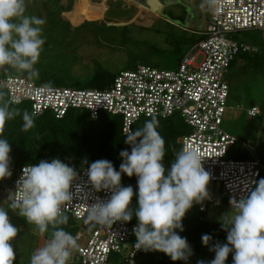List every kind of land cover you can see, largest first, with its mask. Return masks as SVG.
I'll list each match as a JSON object with an SVG mask.
<instances>
[{"label":"clouds","instance_id":"clouds-1","mask_svg":"<svg viewBox=\"0 0 264 264\" xmlns=\"http://www.w3.org/2000/svg\"><path fill=\"white\" fill-rule=\"evenodd\" d=\"M215 9L216 0H206ZM46 21L27 14L26 0H0V69L11 68L38 78L35 65L45 45L42 26ZM20 115L3 100L0 92V181L12 175L11 146L5 137V125ZM35 113L24 111L22 131L35 127ZM159 121H145L142 127L129 130L125 143L131 151L120 152L122 163L116 170L113 163L100 159L87 166V183L99 197L86 205L84 223L111 227L117 222L128 223L135 215L138 221L133 229L135 249L160 252L174 262L187 261L192 255L183 231L182 220L194 204L209 199L210 174L202 166L200 154L192 148H182L165 167V140L158 132ZM122 175L137 178L136 191L131 185L122 186ZM78 171L60 159L41 160L29 165L17 182V188L8 195L7 209L0 205V264H14L16 252L12 242L19 229L9 219V210L44 234L55 226L44 246L30 257V264H69L72 253L78 249L77 237L59 225L67 224L64 206L83 192L77 183ZM137 207H130L133 197ZM231 211L221 217L222 229L227 232L226 243H217L215 256L208 264H226L232 254V264H264V178L244 198L230 201ZM207 246L211 237L202 235ZM198 264H205L198 261Z\"/></svg>","mask_w":264,"mask_h":264},{"label":"built area","instance_id":"built-area-1","mask_svg":"<svg viewBox=\"0 0 264 264\" xmlns=\"http://www.w3.org/2000/svg\"><path fill=\"white\" fill-rule=\"evenodd\" d=\"M253 30L264 32V0H216L208 28L201 34L203 39L182 58L176 70L139 66L120 72L105 90L40 86L24 77L1 79L0 88L7 92L12 105L31 103L38 116L51 112L61 119L71 110L88 112L94 122L102 113L119 116L125 137L140 120L179 115L191 128L182 139L181 149H195L211 176L210 182L221 187V198L212 205L231 208V200L244 198L264 178V163L249 149L245 151L247 159L231 157L239 141L222 129L230 96V66L240 55L259 53L257 46L232 35ZM247 115L256 119L261 109L254 106ZM27 166L18 167L11 159L12 175L4 180L6 195L16 190ZM86 170L78 172L77 183L83 192L63 208V214L76 221H84L88 203L97 197L106 200L110 195L96 193L88 185ZM207 207L206 202L199 205V214L206 213ZM136 225L117 222L111 227L89 225L83 231L77 230L72 235L77 237L79 247L72 257L79 264H136L137 255L143 251L134 247Z\"/></svg>","mask_w":264,"mask_h":264},{"label":"rangeland","instance_id":"rangeland-1","mask_svg":"<svg viewBox=\"0 0 264 264\" xmlns=\"http://www.w3.org/2000/svg\"><path fill=\"white\" fill-rule=\"evenodd\" d=\"M96 6H94L89 2ZM26 0L27 14L42 18L45 45L41 58L60 55L64 63L73 69L74 76L85 89L93 75H117L139 66H151L159 70H176L180 59L192 48L209 24L211 9L206 0ZM154 2H157L154 6ZM171 2L163 15L153 16L149 12L160 4ZM154 6V7H153ZM92 9L97 17H93ZM100 18V19H98ZM233 38L259 48V53L240 55L227 74L230 86L227 112L223 131L238 139L243 151L249 149L259 157L260 146H264V32L253 30L232 35ZM39 63V62H38ZM0 75L19 76L11 68L0 69ZM55 87H64L56 85ZM66 87L77 88L75 85ZM257 106L261 115L250 119L247 111ZM7 184L0 181V205L8 195ZM209 199L203 218L210 223L221 224V217L231 211L229 207L212 205L221 198L219 184L208 185ZM203 202V203H204ZM192 211L198 215V206ZM7 209V204H4ZM10 222L19 229L12 242L16 259L28 260L33 252L44 246L55 226L41 234L35 225L9 210ZM73 220V219H72ZM73 227L83 231L89 224L72 221ZM69 264H79L71 257Z\"/></svg>","mask_w":264,"mask_h":264},{"label":"trees","instance_id":"trees-1","mask_svg":"<svg viewBox=\"0 0 264 264\" xmlns=\"http://www.w3.org/2000/svg\"><path fill=\"white\" fill-rule=\"evenodd\" d=\"M89 2L91 3V1ZM97 6L100 5L93 8L95 9ZM95 13V10L91 13L93 17ZM202 39L201 36L193 46ZM235 62L236 60L231 66ZM35 68L39 73L38 78L29 79L27 73H21L19 76L0 75V80L7 77H24L40 86L55 87L56 85H62L64 87L57 88H71L66 86L75 85L77 88L72 89L86 90L83 88L84 85L74 76L73 69L64 63L60 55L42 57ZM117 75L109 76L97 73L92 76L88 85L92 87L91 89L105 90L112 85ZM0 92H3V100L8 102L10 108L20 113L15 119L7 122L4 130L5 137L11 146L10 157L18 167L35 165L41 160L50 161L58 158L61 161H66V164L74 167L79 172L87 169V166L96 160L106 159L113 163L116 170H119L122 163L120 152L123 150L131 151V147L125 143L123 122L119 116L102 113L99 120L94 122L86 111L71 110L61 119H57L51 112H45L39 116L35 115V127L25 132L21 130L23 125L22 114L24 111H28L30 114L33 113L31 103L26 102L18 106L12 105L9 102L7 92L1 88ZM147 120L151 119H143L135 123L133 131L142 127ZM156 120L159 121L157 130L165 140L166 157L163 163L167 167L174 159L175 153L181 149L182 139L191 133V128L185 124L179 115H174L165 120L156 118ZM258 155L264 163V146H260ZM231 157L247 159L248 155L237 143L231 152ZM121 184L122 186L131 185L135 192L137 178L122 175ZM130 207L134 212L137 207L135 196ZM15 211L18 212V210ZM204 214L196 215L192 209L189 210L182 220L183 231L177 230L181 237L187 239L192 250V255L186 262H174L170 257L160 252L141 251L135 260L136 264H198V261H204L205 264H208L215 256L214 251L211 249L217 243L224 244L227 242V232L222 229L221 224L207 222L203 218ZM72 221V218L67 217V224L58 227L75 234L77 229L73 227ZM137 223L135 215L128 222L130 225ZM204 234L211 237L207 246L201 240ZM14 264H30V261L18 259L14 261ZM226 264H232V254L229 255Z\"/></svg>","mask_w":264,"mask_h":264},{"label":"water","instance_id":"water-1","mask_svg":"<svg viewBox=\"0 0 264 264\" xmlns=\"http://www.w3.org/2000/svg\"><path fill=\"white\" fill-rule=\"evenodd\" d=\"M154 1H157V0H154ZM156 3H157V2H154V6L156 5ZM171 4H174V3L167 2L166 4H160V5L158 6V7H159V10H158V7H157V9H154V8H153V10H151V12L159 13V15H163V10H164V8H165L166 6L171 5ZM154 6H153V7H154Z\"/></svg>","mask_w":264,"mask_h":264},{"label":"flooded vegetation","instance_id":"flooded-vegetation-1","mask_svg":"<svg viewBox=\"0 0 264 264\" xmlns=\"http://www.w3.org/2000/svg\"><path fill=\"white\" fill-rule=\"evenodd\" d=\"M165 9V8H164ZM158 10H159V7H158ZM94 12V10L92 9V13ZM150 14H152L153 16H155V17H158V13H154V12H149ZM95 17H97V14L95 13V16H94V18ZM98 19H100V18H98Z\"/></svg>","mask_w":264,"mask_h":264},{"label":"crops","instance_id":"crops-1","mask_svg":"<svg viewBox=\"0 0 264 264\" xmlns=\"http://www.w3.org/2000/svg\"><path fill=\"white\" fill-rule=\"evenodd\" d=\"M70 263V262H69Z\"/></svg>","mask_w":264,"mask_h":264}]
</instances>
